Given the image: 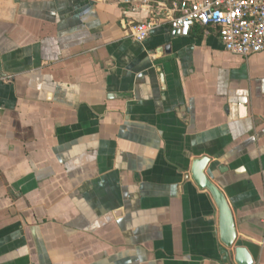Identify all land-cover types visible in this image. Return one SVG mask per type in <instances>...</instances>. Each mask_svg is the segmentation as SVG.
Wrapping results in <instances>:
<instances>
[{"label":"crops","instance_id":"crops-1","mask_svg":"<svg viewBox=\"0 0 264 264\" xmlns=\"http://www.w3.org/2000/svg\"><path fill=\"white\" fill-rule=\"evenodd\" d=\"M0 0V264H264V53L131 27L200 0Z\"/></svg>","mask_w":264,"mask_h":264},{"label":"built area","instance_id":"built-area-1","mask_svg":"<svg viewBox=\"0 0 264 264\" xmlns=\"http://www.w3.org/2000/svg\"><path fill=\"white\" fill-rule=\"evenodd\" d=\"M135 0H125L132 4ZM168 25L189 37L195 27L215 28L227 52L249 58L264 53V0H200L174 4L131 27V36L146 40L156 29Z\"/></svg>","mask_w":264,"mask_h":264},{"label":"water","instance_id":"water-1","mask_svg":"<svg viewBox=\"0 0 264 264\" xmlns=\"http://www.w3.org/2000/svg\"><path fill=\"white\" fill-rule=\"evenodd\" d=\"M211 159L202 157L195 159L190 176L200 190L208 191L219 211L220 239L226 253L232 250L235 264H254L244 243L238 240L233 211L225 194L213 183L206 173ZM229 254V253H227Z\"/></svg>","mask_w":264,"mask_h":264}]
</instances>
